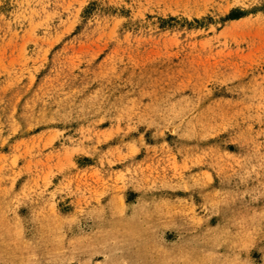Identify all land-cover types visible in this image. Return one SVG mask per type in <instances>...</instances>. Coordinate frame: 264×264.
<instances>
[{
    "label": "rangeland",
    "instance_id": "rangeland-1",
    "mask_svg": "<svg viewBox=\"0 0 264 264\" xmlns=\"http://www.w3.org/2000/svg\"><path fill=\"white\" fill-rule=\"evenodd\" d=\"M0 264H264V0H0Z\"/></svg>",
    "mask_w": 264,
    "mask_h": 264
}]
</instances>
